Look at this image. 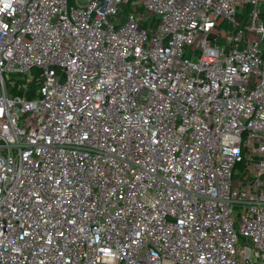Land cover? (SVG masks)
Instances as JSON below:
<instances>
[{
	"label": "built area",
	"instance_id": "obj_1",
	"mask_svg": "<svg viewBox=\"0 0 264 264\" xmlns=\"http://www.w3.org/2000/svg\"><path fill=\"white\" fill-rule=\"evenodd\" d=\"M261 1L0 0V264H264Z\"/></svg>",
	"mask_w": 264,
	"mask_h": 264
},
{
	"label": "rangeland",
	"instance_id": "obj_2",
	"mask_svg": "<svg viewBox=\"0 0 264 264\" xmlns=\"http://www.w3.org/2000/svg\"><path fill=\"white\" fill-rule=\"evenodd\" d=\"M80 3H81V1H80ZM259 8H260V14H259L260 18L264 21V0L260 2ZM260 47H261V50L263 51L262 58L264 60V41L261 43ZM233 216H234V219L236 220V222H238L237 221L238 220V215L234 214Z\"/></svg>",
	"mask_w": 264,
	"mask_h": 264
}]
</instances>
